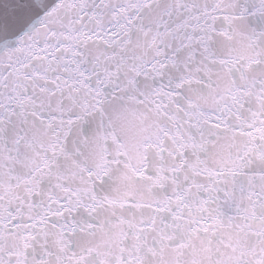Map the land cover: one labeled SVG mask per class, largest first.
<instances>
[{"label": "water", "instance_id": "obj_1", "mask_svg": "<svg viewBox=\"0 0 264 264\" xmlns=\"http://www.w3.org/2000/svg\"><path fill=\"white\" fill-rule=\"evenodd\" d=\"M0 264H264V0H0Z\"/></svg>", "mask_w": 264, "mask_h": 264}]
</instances>
